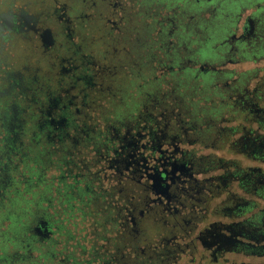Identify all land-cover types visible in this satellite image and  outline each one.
Wrapping results in <instances>:
<instances>
[{
	"label": "trees",
	"instance_id": "trees-1",
	"mask_svg": "<svg viewBox=\"0 0 264 264\" xmlns=\"http://www.w3.org/2000/svg\"><path fill=\"white\" fill-rule=\"evenodd\" d=\"M219 35L216 32L213 39L200 47L198 58L212 55L214 50L211 45ZM199 44L193 43L196 46ZM193 45L188 46L189 49ZM257 56H264V42ZM176 57L180 59L179 55ZM171 76L175 79L181 99L186 100L192 112L189 120H182L180 124L177 118L161 120L157 117L154 121L149 117L148 124L154 125L155 130H164L169 133L168 136H177L178 140L191 144L193 150H184V155L175 159V163H160L148 168L143 162H133L122 171L121 182L117 179L122 174L116 168L117 174L104 175L101 170L94 172L91 167L84 170V164H77L74 160L67 162L72 153L70 146L73 147L70 133L81 137L88 129L69 126L55 130L52 126L45 129L26 126L16 148L24 157V166L19 168L9 164L8 179L3 176L4 172L0 174V192L4 194L0 196L2 260L9 258L8 253L13 246L14 249L21 248L25 240L30 243L29 248L41 251L43 255L49 256L55 250L53 238L39 240L30 226L33 219L39 221L41 217H52L43 206L53 203L57 197L64 199L63 205L66 206L61 207L57 215L69 217L77 210L91 215V208H102L103 211L99 210L97 214L103 216V219H97H100V222L97 221L99 226L110 223L114 229L123 228V233L112 238L113 251L109 248L105 254L108 263L119 264L116 253L126 246L124 237L127 230L133 233V237L138 235L141 222L153 214L156 215L155 221L163 224L166 231L160 232L147 247L132 246L128 252L130 264H194L192 260L183 263L180 259L189 254L197 243L209 250L211 262L216 261L226 251L211 244V235L219 232L240 240L233 246V251L252 254L262 250L246 242L249 241L246 230L258 228L264 232V135H259L256 129L246 127V124L256 122L264 130V107L256 105L264 101V78L252 91L243 89V94L233 95L250 80L251 72L242 75L232 89L217 86L225 78L230 80L224 77V73L203 72L196 75V70L189 68L182 73L172 72ZM160 82L154 80L152 72L138 73L129 89H138V96L149 95L148 92H152ZM130 96L132 94L129 93L127 98ZM133 100H128L123 111L138 112L143 102ZM122 112L118 114L119 119L127 114ZM70 118L75 119L73 112ZM238 118L239 125L229 123ZM48 130H55V141L48 139ZM64 131L69 135H65ZM84 138L98 146L109 144L112 139L109 133L99 131H89V136ZM12 141L10 139L9 145L14 146ZM216 143L227 147L226 151L232 156L199 154V147L204 149ZM102 154H98V160ZM98 160L95 158L89 165H95ZM53 164L59 175L47 177L48 167ZM74 169L77 174H73ZM105 180L116 184L104 187ZM120 185H129V199ZM123 198L125 200L121 201ZM7 222L9 225L5 227ZM232 229L238 233L236 236ZM61 232L66 237L71 235L67 225L61 227ZM215 251L216 257L212 256ZM2 260L0 264H3ZM32 264L39 263L33 261Z\"/></svg>",
	"mask_w": 264,
	"mask_h": 264
},
{
	"label": "rangeland",
	"instance_id": "rangeland-1",
	"mask_svg": "<svg viewBox=\"0 0 264 264\" xmlns=\"http://www.w3.org/2000/svg\"><path fill=\"white\" fill-rule=\"evenodd\" d=\"M11 1L6 0V2ZM15 1L18 3H31V8L42 15L43 23L53 29L57 44L55 48H51L49 51H42L39 48L26 51L22 48H26L27 44L14 45L16 50L11 51L13 61H8L13 66L26 68L25 74L27 75H38L53 88H65L67 91L60 92L62 99L69 98L74 102L70 106L76 121L72 123V127L79 125L84 130L88 129L83 135L81 133V137H78L76 133H70L74 140L72 142L73 147L70 146L72 153H70L71 156L67 159L69 160L67 162L74 160L77 164H84L86 168L84 170L91 167L90 169H93L94 172L101 170L104 174H117L120 169L116 171L115 167L108 165V160L112 161L114 158L111 156H115V153L112 150L108 151L106 147L114 144L117 147L120 144L119 137L126 135V132L130 129V123H128L127 127H119L114 122L119 120L118 114L123 111L127 103L132 99L136 100V102H144L146 107H141L144 117H146L147 113H154L161 120L163 118L169 120L177 118L180 124H182V120H189V115L192 112L188 108L186 100L181 99L180 94L177 92L174 77L171 76L170 70L161 69V67L169 58L178 55L180 59L184 60L188 54H191V49L187 45L175 44L174 42H177V40L174 37L162 36L160 29L163 28L162 25L167 26L169 24L170 18L178 17L189 31L193 27L195 28L197 37L202 35L199 26L203 21L209 19L207 15L192 18L189 13L182 14L175 7L162 6L156 2H147L145 0H126V3L123 2V5H125L124 12H120L113 7V4L118 0ZM64 7L70 8L69 13L71 15H84V18L79 23H75V26L70 25V27L76 32L83 34V40L77 36L74 41L76 44L83 46L84 54L93 56L90 61L96 62L94 65L88 64L95 70L96 85L90 89H86L81 84L68 86L69 79L61 71L62 66L65 65L64 59L69 56L77 58L76 55L71 54L73 48L69 44L68 39L66 40L65 38V33H68L65 26L68 24L65 22L64 17V20L58 18L59 12H62ZM124 15L126 16L123 23L124 27L119 24L118 26L121 30L117 28L112 30L113 22L117 20V17H123ZM193 48L195 49V47ZM77 62L79 64L82 61L77 59ZM223 68L226 71L243 75L251 72L252 76L244 86L238 88L236 93H232L233 90L231 91L233 95H241L243 94V89L248 92L252 91L257 83L264 78V57L241 63H226ZM144 72H152L154 80H160L161 82L155 86L152 92H148L149 95L138 96V89L130 90L129 86H131L136 74ZM234 78L232 79L233 81L225 78L217 86H221V89H232L233 84L240 79L238 76ZM28 84L23 86L24 89L28 87ZM24 89H20V91L24 92ZM129 93L132 96L127 98ZM39 95L45 98V90H41ZM26 98L24 101L29 105L28 111L31 112V108H33L35 113H39L38 106L33 103L32 96L29 95L28 99L26 95ZM256 105L264 107V101H260ZM123 112L128 114L129 110H124ZM229 123L239 125V118ZM25 124L31 128L32 126L37 127L40 122L31 114L25 119ZM246 127H252L259 132V135H264V130H261L256 122H249ZM89 131L109 133L112 138L111 143L98 146L97 143L86 141L84 137L89 136ZM5 135V130L0 127V147L4 144L2 137ZM65 142L67 143V140ZM56 144H59V142H56ZM226 148L216 143L204 149L199 147L198 152L205 155L215 153L218 157H231L232 155L228 154ZM181 150L191 151L193 146L185 142L181 145ZM107 151L110 156L104 159ZM101 152L103 156L98 160V154ZM7 156L12 161L10 165H15L19 168L24 166V157L19 151L1 156V164L9 161ZM95 158L98 160L97 163L89 165ZM43 159L46 160L45 157ZM121 164H118L119 166L117 167H122ZM245 164L250 163L245 162ZM72 171L73 174L78 172L76 169ZM0 172H2L1 169ZM46 175L47 177L59 175L55 164L48 167ZM198 177L201 178L202 175L199 174ZM115 184V182L105 180L103 186H115ZM120 187L124 189L122 191L126 198L129 199L131 193L125 192L127 188V191L130 189L129 185H120ZM124 200V198L121 199V201ZM63 202L64 199L59 200V197H57V200L53 203H45L43 206L45 211L52 216L49 222L54 232L51 238L55 240V250L49 256L47 254L43 255L41 251L29 248L30 243L25 240L21 248L14 249V246L13 248L11 247L12 249L8 253L9 258L3 260V264H32L33 261H37L39 264H114L105 261V254H107L109 248L113 249L112 238L119 235L118 233H123V228H120V230L114 229V226L110 223L105 226H99L97 221L100 222L103 216H97V214H99V210L103 211L102 208L95 210L91 208L93 210L91 215L78 210L69 217L62 214L57 215L61 207H66ZM99 217L100 219L97 220ZM38 222L37 220H32L30 226L32 232L33 227ZM154 222L162 226L165 229L164 231H166L165 226L156 222L155 219ZM8 225L9 222L5 223V227ZM64 225H67L71 230V235L68 237L61 232V227ZM159 232L152 236H146L142 231V223L140 224L138 235L134 237L132 236L133 233L127 230V234L124 237L126 246L119 248L116 253L119 264H130L128 252L132 246L147 247ZM204 246L197 243L189 254L180 259V262L185 263L192 260L194 264H210L211 253ZM30 249L31 254L29 252ZM19 256H21V259L18 258ZM242 263L262 264L264 263V256L225 251L222 258L216 260L214 264Z\"/></svg>",
	"mask_w": 264,
	"mask_h": 264
},
{
	"label": "flooded vegetation",
	"instance_id": "flooded-vegetation-1",
	"mask_svg": "<svg viewBox=\"0 0 264 264\" xmlns=\"http://www.w3.org/2000/svg\"><path fill=\"white\" fill-rule=\"evenodd\" d=\"M152 1L162 6L175 7L182 14L189 13L192 18L202 15L209 17V19L200 24L199 29L202 35H198L197 37L195 28L193 27L189 31L178 17L170 18L167 26L162 25L163 28L160 29L161 35L171 38L174 37L177 40V42H174L175 44L187 45L188 47L192 46L195 42L200 43L198 46L195 45V49H191V54H188L184 60L173 57L164 63L161 69L170 70V74L172 72L182 73L191 68L196 70V75L203 74V72L205 74L219 72L224 73L226 75L224 77L232 80L235 76L241 77L243 74L226 71L223 68L226 63H241L260 58L257 54L261 44L264 42V0ZM123 2L126 3V0H118L113 4V7L120 12H124L125 5H123ZM30 4L28 2L18 3L15 0L11 2L0 0V86H5L6 90H11L12 98L18 101V103L13 104L8 114L0 117V127L6 132V135L2 137L4 144L0 147V157L5 154L15 153L17 142L21 140L24 134L23 131L27 126L25 119L31 114L40 122L38 125L40 129H45L48 126L54 127L55 130L67 129L69 126L72 127V123L76 122L75 119L71 120L70 118L72 114L70 106L74 102L69 98L62 99L60 94V92L67 91L65 88H53L43 78H40L36 74L27 75L25 74L26 68L13 66L8 61H13L11 51L16 50L14 45L27 44L26 48H22L26 51L34 50V48L49 51L51 48H55L57 44L56 42L55 44L52 43L55 37L53 29L43 23L42 15L35 12ZM69 11L70 8L64 7L63 11L59 12L58 18L64 20V17L65 22L68 24L65 26L68 31V33H65V38L66 40L68 39L69 44L73 48L71 54L76 55L77 58L69 56L64 59L65 65L62 66L61 71L69 79L68 86L71 87V85L81 84L86 89H90L96 85L95 70L93 67L88 66V64L94 65L96 62L90 61L93 56L84 54L83 46L76 44L74 41L77 36L83 40V34L76 32L70 27V25L75 26V23H79L84 18V15H71ZM125 17V15L123 17H117L111 29L114 30L117 28L121 30L118 25L120 24L124 27ZM108 21L111 22L110 20ZM216 32L220 35L211 45L214 50L212 55L205 59L198 58L197 51L202 45L213 39V34ZM77 59H80L82 62L78 64ZM206 64L215 66L217 69L202 71L200 69L201 65ZM79 67L81 68L79 69ZM26 84H28V87L24 89L23 86H26ZM20 89H24V92L20 91ZM41 90H45V98L39 95ZM25 94L28 99L29 95L32 96L33 103L37 104L39 113H35L33 108H31V112L28 111L29 105L24 101L27 99ZM142 106L144 108L146 107L144 102ZM137 111V113H128L122 119L114 122L119 127H127L128 123H130V129L126 132V135L118 136L120 144L117 147L114 143L113 146L106 147L108 151L112 150L115 153V156H111L114 159L112 161L110 159L108 160V165L118 170L120 169V174L136 161L143 162L149 168L150 166H158L160 163H172L179 156L184 155V150H181V143H185V141L178 140L177 136H168L164 130H155L154 125H149V117L155 121L157 119L156 114L147 113L146 117H144L141 108ZM77 127L81 128L79 125H75L73 128L76 129ZM133 129L134 131H132ZM54 131L48 130L46 132L49 140H54L57 137ZM64 132L65 135H69L66 131ZM9 134L11 135L9 136ZM10 139H13L12 144L14 146L9 145ZM69 139L74 140L70 135ZM108 151L104 159L110 156ZM7 159L9 161L5 164H1L0 162V169L2 173H5L3 176L8 179L7 171L12 161L9 156H7ZM120 163H122V167L118 168L117 166ZM123 176L122 174L117 180L121 182ZM2 182L5 181L2 180ZM127 189L125 192L129 193L130 189L128 191ZM0 195H4L3 192H0ZM143 222L144 220L141 223L143 224ZM232 230L235 234H238L234 229ZM246 231L249 234L247 237L248 240L252 241L249 242L246 240V242L252 247L258 246L262 250L257 251V253L254 252L245 255L264 256V232H260L258 228ZM33 233L41 241L51 239V235L54 232L49 219L41 217L39 222L33 227ZM242 243H245V241ZM29 252L31 254V249ZM224 252L221 253V256H223ZM234 252L242 253L236 250ZM212 256L216 257V251ZM18 258L21 259V256ZM0 260L2 259L0 258Z\"/></svg>",
	"mask_w": 264,
	"mask_h": 264
},
{
	"label": "water",
	"instance_id": "water-1",
	"mask_svg": "<svg viewBox=\"0 0 264 264\" xmlns=\"http://www.w3.org/2000/svg\"><path fill=\"white\" fill-rule=\"evenodd\" d=\"M200 69L202 71H209V70H216L217 67L206 64V65H201ZM154 185L155 186L157 185L156 179H154ZM162 194L165 193L162 191ZM154 217H155L154 214L150 215L142 224V231L145 233L146 236H152L158 230L160 231L165 230L162 226H159L154 222ZM234 235L236 236L237 234L234 233ZM211 239H212L211 244L213 246L218 245L220 249H225L226 251H233L234 244H236L237 241H240L238 239H235L233 236H227L221 232L217 234H212ZM214 263L215 261H212L210 264H214ZM242 264H248V263H242Z\"/></svg>",
	"mask_w": 264,
	"mask_h": 264
},
{
	"label": "snow or ice",
	"instance_id": "snow-or-ice-1",
	"mask_svg": "<svg viewBox=\"0 0 264 264\" xmlns=\"http://www.w3.org/2000/svg\"><path fill=\"white\" fill-rule=\"evenodd\" d=\"M56 37L53 38L52 43L55 44ZM191 42V40H190ZM195 47V45H193ZM18 103L14 98H12L11 90H6L5 86H0V117L8 114L11 110L13 104Z\"/></svg>",
	"mask_w": 264,
	"mask_h": 264
}]
</instances>
